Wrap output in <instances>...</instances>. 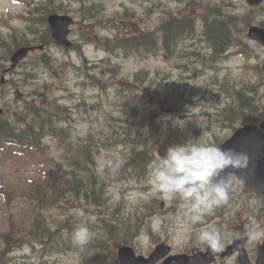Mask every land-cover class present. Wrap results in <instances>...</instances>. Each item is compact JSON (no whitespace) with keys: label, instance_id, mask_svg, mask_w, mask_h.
I'll use <instances>...</instances> for the list:
<instances>
[{"label":"rangeland","instance_id":"rangeland-1","mask_svg":"<svg viewBox=\"0 0 264 264\" xmlns=\"http://www.w3.org/2000/svg\"><path fill=\"white\" fill-rule=\"evenodd\" d=\"M82 1H52L53 6L61 5L59 12L74 18L70 39L75 49L53 46L51 69L38 62L35 53L39 50L31 51L16 70L6 75V84H0V106L7 111L6 117L12 119L30 99L47 102L56 98L66 105L71 112L70 122L59 125L70 126L67 142L82 144L88 136L100 139L95 175L90 179L96 180L93 190L101 202L91 204L92 191L87 197L71 191V197L57 202V207L39 210L40 228L51 229L48 233L42 231L41 239H35L31 234L37 221L33 210L37 208L36 198L32 196L36 192H48L49 188H60L52 182L55 179L61 184L65 180L70 153L50 137L42 141L41 151L5 148L0 152V264H113V256L118 264L116 246L141 222V234L123 242L135 246L139 254L149 255L161 242L171 245L173 254L189 253L193 247L202 249L204 246L194 243L191 234L181 236L176 227L182 201L162 199L152 191L147 176L139 177L136 168L128 169L130 147L120 142L119 135L131 122L133 129L141 124L139 116L127 117L125 113H132L130 106L139 109L138 104L146 112L158 114L163 127L185 130L184 140L215 146L234 131L219 123L221 113L230 103L236 105L246 98L251 108L256 106L261 110L260 121L264 120V46L247 34L251 25L264 28V1L253 6L247 0H97L103 10L91 11L85 4L87 10L81 15ZM31 6L24 1L0 0V43L11 34H23L18 31L25 28L23 15L29 14ZM165 13L189 16L196 27L188 32L187 38L173 45V54L160 51L138 57L120 50L111 54L91 43L86 38L90 34L83 37L84 28H88L92 19H105L106 23L95 26L101 36L132 35L157 29ZM229 15L238 17L231 25ZM208 18L223 21L231 38L237 39L238 44L232 43L235 46L227 54L217 57L204 36V20ZM2 52L0 48V72L10 64L9 60L1 59ZM112 68L117 69L116 74ZM30 73H35L36 78L26 79ZM221 84L241 90V98L233 103ZM129 86L133 90L119 89ZM18 90L21 94L16 98ZM234 125L240 126L238 122ZM180 138L176 137V144L183 143L178 141ZM88 142L85 140V144ZM158 146L159 143L147 145L153 151L150 155L158 156ZM101 160L118 161L120 167L115 172L109 165L101 170ZM230 186L228 202L215 208L205 222L214 223L225 234L223 245L230 243L236 231L244 227L242 232L249 235L246 249L254 260L264 243L261 198L242 190L241 183ZM175 203L177 207L173 206ZM42 218L51 222L43 224ZM80 226H86L92 234V243L83 249L72 243V233ZM112 227L115 234L110 236ZM21 235L30 243L19 240L17 236ZM6 247L12 250L6 253Z\"/></svg>","mask_w":264,"mask_h":264},{"label":"trees","instance_id":"trees-1","mask_svg":"<svg viewBox=\"0 0 264 264\" xmlns=\"http://www.w3.org/2000/svg\"><path fill=\"white\" fill-rule=\"evenodd\" d=\"M18 2H27L31 9L28 15H23L26 22L25 28L18 31L23 32L22 35L11 34L10 38L6 41L0 43V48H3L1 59L8 58L15 49L21 46H28L32 44H42L47 49L39 53H35L38 57V62L44 64L45 67L53 68L51 52L49 47L53 45L51 39L50 28L47 23V14L53 12H59L62 9L61 5L53 6V0H17ZM101 2L97 0H83L81 3V15L84 13L89 5V10L96 11L103 10L100 4ZM85 4L87 8L84 9ZM41 8L45 9L42 12ZM91 18L93 15L90 16ZM186 18H180L178 16L170 15L165 13L163 15V20L159 23L157 29L152 31H145L135 35H117L112 38H105L99 35V31L95 30V26L106 23L105 19H92L91 25L88 28H84L83 37L86 34H90L95 37L99 45L105 48L108 52L114 53L116 51H122L125 55L142 57L145 55L158 54L163 51L165 54L173 53L174 46L181 38H187L188 32L196 29L193 25V20ZM210 18V17H209ZM205 21V35L210 42L211 49L215 52L216 56L219 57L225 54L233 45L238 44L237 39L231 38L230 30H227V26L223 21H217L215 19H209ZM230 22L238 18L236 16L229 15ZM103 22V23H102ZM234 24V23H233ZM229 25V26H230ZM17 31V30H16ZM88 32V33H86ZM34 34V36L29 37L28 34ZM240 41V40H238ZM233 43V44H232ZM238 47V46H236ZM69 50V49H66ZM40 60V61H39ZM38 63H36L37 65ZM116 74L117 69H110ZM26 79L36 78V74H26ZM221 87L225 91V95L232 97V102L241 98L239 89H235L233 85L221 84ZM255 88V87H254ZM123 92L133 88L120 87ZM142 97V96H141ZM250 100L244 98L240 103L236 105L229 104V107L222 112V117L220 122L226 124L227 127L235 129L237 126L234 125L235 122L239 124L245 123H257L260 121L259 113L261 110L256 106L250 107ZM139 103V99L137 104ZM54 108H53V107ZM130 106L131 112H126V116L138 117L141 120V124L138 125L136 129H133V123H130V127L122 131L119 136H121L120 142L125 143L130 147L129 155L126 160V165L128 169L136 168V175L141 177L146 166L155 157L151 156V150L147 148V145L157 144V143H167L169 146L176 144V137H181L178 141L186 142L185 130L178 128L177 126H169V128L163 127L159 122V115L153 112H146L142 109V105ZM145 107V106H143ZM7 111L4 109V113L0 116V152L4 151L5 148H16V150H27V151H41L42 141L50 137L52 139H57L61 147H65L67 154L68 167L65 169V180L61 183L59 180H53L52 183L60 185V188L50 189L48 192H36V195L32 198H36L35 208L33 213L37 218H41L40 212L46 211L50 208L57 207V202L62 199H69L73 194L71 191L76 192L77 195H87L92 191L94 194L92 196L91 204H99L101 198L96 195L93 188L96 185V180H91L90 177L94 176V170L96 167V155L99 151L100 139H92L88 136L85 140H89L87 144L84 143H74L70 144L67 142V137L70 134V126L65 127L64 125H59L61 123L70 122L71 112L69 108L60 103L56 98L52 100L36 101L35 99H30L26 101V106L20 113H14L12 119L6 117ZM251 113L250 117L249 114ZM169 130V131H168ZM198 132V131H197ZM196 132V133H197ZM64 137V138H62ZM93 142H96L93 144ZM102 143V142H101ZM77 146L78 148L73 149L71 147ZM63 190H60L63 188ZM60 190V191H59ZM82 193V194H80ZM51 205V207L49 206ZM41 210V211H39ZM54 221V220H53ZM43 224L51 222L49 220L46 222L45 218H42ZM39 221L37 219L35 223V230L31 234L35 239H41L42 231L47 232L51 229L50 226H45L44 229L40 228ZM123 223V222H122ZM112 230L110 236L115 234ZM118 229V228H117ZM138 232L139 228H135ZM15 235V232L11 230ZM49 232V231H48ZM47 232V233H48ZM128 233V232H127ZM45 236V235H44ZM19 240H25V242L30 243L23 235L17 236ZM128 238V237H127ZM126 238V239H127ZM125 239V240H126ZM111 240V239H110ZM42 241V240H37ZM35 241V242H37ZM92 242H90L91 244ZM46 246V245H44ZM7 247L4 249L6 253L11 251ZM113 264H115L114 256L112 258Z\"/></svg>","mask_w":264,"mask_h":264},{"label":"clouds","instance_id":"clouds-1","mask_svg":"<svg viewBox=\"0 0 264 264\" xmlns=\"http://www.w3.org/2000/svg\"><path fill=\"white\" fill-rule=\"evenodd\" d=\"M245 162V157L222 151L213 144L189 140L168 147L163 156L150 161L147 183L162 199L182 201L176 225L180 235L191 234L194 243L215 251L222 247L225 234L214 223H206L205 218L229 200L230 182L221 174L226 168H239ZM105 165L113 172L120 167L118 161L99 162L101 170ZM91 238L86 226L77 227L72 233V243L80 249Z\"/></svg>","mask_w":264,"mask_h":264},{"label":"water","instance_id":"water-1","mask_svg":"<svg viewBox=\"0 0 264 264\" xmlns=\"http://www.w3.org/2000/svg\"><path fill=\"white\" fill-rule=\"evenodd\" d=\"M252 5H258L263 0H247ZM53 41L59 46H70L68 40L70 25L73 18L67 14H51L48 19ZM248 37L260 42L264 46V28L251 25L248 28ZM42 49L39 47H21L17 49L10 57V64L1 72V83L5 80V74L14 70L21 63L30 51ZM3 109L0 107V115ZM167 145L159 148V154L163 156ZM222 151H230L238 157H245L246 162L239 168H226L221 174L223 177L236 179L243 183L247 188L255 190L261 195V202L264 204V120L259 124H244L239 127L228 139L221 143L219 147ZM108 169V165H105ZM244 240L233 241L223 252L213 251L206 247L203 251L195 254H175L169 255L170 246L164 243L157 245L149 256L137 255L134 248L130 245H121L117 249L119 264H210L217 255L231 254L234 249L239 251V260L241 264H247L248 258L243 248ZM256 264H264V246L258 249Z\"/></svg>","mask_w":264,"mask_h":264},{"label":"flooded vegetation","instance_id":"flooded-vegetation-1","mask_svg":"<svg viewBox=\"0 0 264 264\" xmlns=\"http://www.w3.org/2000/svg\"><path fill=\"white\" fill-rule=\"evenodd\" d=\"M233 224H234V222L231 223V225H233ZM242 228H244V227H241V230L236 231V234L232 237L231 242L233 240L234 241L239 240L238 238L247 237V240H246V243H247V241L249 239V235L246 232H242ZM227 244H229V243L222 245V247L219 248L218 250H223ZM245 248H246V244H245ZM198 250L199 249H197V247L192 248L193 252L198 251ZM246 251H247V249H246ZM247 253H248V251H247ZM238 255H239V252L237 250H235L231 255L218 256L212 264H241ZM247 258L249 261L247 264H256V258L254 260H252L249 257V255Z\"/></svg>","mask_w":264,"mask_h":264},{"label":"bare ground","instance_id":"bare-ground-1","mask_svg":"<svg viewBox=\"0 0 264 264\" xmlns=\"http://www.w3.org/2000/svg\"><path fill=\"white\" fill-rule=\"evenodd\" d=\"M51 15V13H49V14H47V17H46V19H48V17ZM103 23V22H102ZM92 23H90L89 25H91ZM102 25V24H101ZM98 26H100V25H98ZM30 46H32V47H39V46H41L42 47V49H44V50H46V47L44 46V45H42V44H39V45H34V44H32V45H28V46H21V47H30ZM21 47H19V48H21ZM19 48H17V49H19ZM48 48V47H47ZM17 49H15L14 50V52L17 50ZM35 50H40V49H35ZM32 51H34V50H32ZM13 52V53H14ZM31 52V51H30ZM12 53V54H13ZM174 53V52H173ZM172 53V54H173ZM12 54L8 57V58H6L7 59V61L9 60L10 61V57L12 56ZM1 66V65H0ZM20 94H21V92L18 90V91H15V96H16V98H18L19 96H20ZM53 107V106H52ZM54 108V107H53ZM158 120V122L160 123V118H158L157 119Z\"/></svg>","mask_w":264,"mask_h":264}]
</instances>
